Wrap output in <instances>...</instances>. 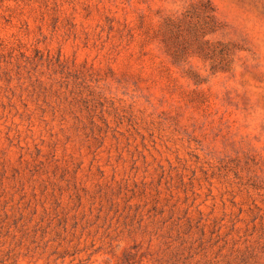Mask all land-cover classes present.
<instances>
[{"label":"rangeland","instance_id":"rangeland-1","mask_svg":"<svg viewBox=\"0 0 264 264\" xmlns=\"http://www.w3.org/2000/svg\"><path fill=\"white\" fill-rule=\"evenodd\" d=\"M0 264H264V0H0Z\"/></svg>","mask_w":264,"mask_h":264}]
</instances>
